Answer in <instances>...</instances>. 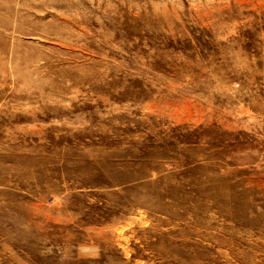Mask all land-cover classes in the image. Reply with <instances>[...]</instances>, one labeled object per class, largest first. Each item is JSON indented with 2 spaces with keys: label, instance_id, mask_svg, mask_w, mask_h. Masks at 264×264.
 <instances>
[{
  "label": "rangeland",
  "instance_id": "1",
  "mask_svg": "<svg viewBox=\"0 0 264 264\" xmlns=\"http://www.w3.org/2000/svg\"><path fill=\"white\" fill-rule=\"evenodd\" d=\"M0 264H264V0H0Z\"/></svg>",
  "mask_w": 264,
  "mask_h": 264
},
{
  "label": "bare ground",
  "instance_id": "2",
  "mask_svg": "<svg viewBox=\"0 0 264 264\" xmlns=\"http://www.w3.org/2000/svg\"><path fill=\"white\" fill-rule=\"evenodd\" d=\"M7 218H8L9 221L12 220L13 219L12 214L7 215ZM10 222L13 223L12 221H10Z\"/></svg>",
  "mask_w": 264,
  "mask_h": 264
}]
</instances>
